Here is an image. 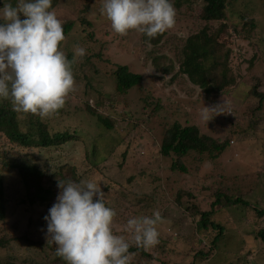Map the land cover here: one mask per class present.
I'll return each mask as SVG.
<instances>
[{"label":"rangeland","instance_id":"rangeland-1","mask_svg":"<svg viewBox=\"0 0 264 264\" xmlns=\"http://www.w3.org/2000/svg\"><path fill=\"white\" fill-rule=\"evenodd\" d=\"M4 2H9V0H0V8L3 7ZM10 2L15 5L17 0H10ZM54 2L56 4L54 10L58 18L63 21V25L68 22L74 23L73 30L66 35V41L61 45L62 50L69 60L73 59L75 45L85 48L86 54L83 58H77L73 65L77 90L71 94L63 111L54 117L47 118L46 121L57 131L67 129L74 132L76 137L79 136L80 141L73 139L61 147H52L44 151L36 150L35 155L42 158L40 160L44 166L42 169L50 175L51 179L56 177V174L55 176L52 174L54 170L51 165L56 166L61 162L77 167L78 175L91 176L95 173L91 171L84 174L86 169L94 170L89 164L94 147L93 142L97 140L101 142L98 150L101 149L104 156L106 155L104 145L108 143L105 139L106 131L103 132V136H98V117L92 115L91 111L86 108L84 103L88 102L92 108L97 109L99 114L114 119L120 130L119 133L126 135L123 145L114 151L108 148L112 150V153H107L108 156H105L107 161L104 167L110 169L108 172L111 174L116 173L114 177L107 172L109 177L115 178L114 189L118 190L125 180L126 183L123 185H128L132 191L130 198H120L116 193L106 198L109 199V205H112L111 207L117 212L115 230L135 245L126 231L127 221L135 216H151L152 213L149 210L165 211L162 214L165 222L158 225L160 243L149 249L154 255L153 258L148 259L137 253L134 261L137 260V264H161L167 255L165 250L170 251L168 255L171 264L177 259L188 261L190 257L184 254L191 246L190 237L193 239L195 235L189 226L193 217L189 212L178 208L173 200L179 190L192 191V185L189 183L191 178L194 179V171L199 173V177L209 178L211 185L218 187L226 183L234 188L232 189L234 192L246 195L257 191L258 197L262 198L264 190L262 191V188L258 190L257 185L260 180L258 173L264 170V132L257 130L252 133L246 119L244 120L239 113H245L253 101V96L250 100V95H246L251 86L264 92V1L229 0L226 17L221 21L208 24L210 33H220L218 40L230 47L228 48L231 50L229 67L238 80V85L234 90L230 89L218 96L205 94L199 87L182 77L174 80L171 76H159L161 73L149 57L150 48L142 41V34L135 31H130L124 37L116 34L111 28L110 21L101 13L103 0H54ZM250 4L254 6L255 14H248L244 20L241 19L240 16L249 9ZM203 6V0H186L181 8H175L177 12L175 27L167 31L168 35L158 47L160 54H164L169 59L168 63L171 60L178 65L180 51L186 39L207 26L200 16ZM250 18L255 19L256 28L250 26ZM83 19L91 22V25H83L85 21ZM223 25L226 27L223 28ZM98 54L101 56L99 57ZM88 58L93 66L86 72L84 69L87 68ZM121 63L128 65L133 72L142 74L144 79L142 84L135 86L127 93L118 94L113 72ZM223 99L228 102V110L231 114L218 115L208 124L203 122L200 118V111L204 105L210 107L223 102ZM99 101L103 103L101 107L97 105ZM82 108L84 113L77 115L78 109ZM155 116L158 118L153 123L152 118ZM173 120L180 121L184 125L195 124L203 133L213 134L222 140L232 137L235 143L230 144L219 159L208 157L203 159L200 155L194 154L195 161L189 165L192 167L189 175L169 170V164L160 171L162 168L158 155L160 147L159 144H153L151 134H156L158 143H161L165 130L164 124ZM132 121H136L135 124L128 125ZM149 128L150 131H148ZM233 130L240 133L247 131L246 139L242 140L239 135L232 136ZM114 135L115 132L112 133V136ZM128 142H131L130 148L126 145ZM12 147L13 145L7 148ZM126 149H128V156L125 158L127 162L122 169L118 165L123 163V152ZM3 151L4 148L0 141V163ZM166 162L171 163L169 160L164 161ZM197 164H200L199 171L196 168ZM148 166L152 169L150 173L147 172L145 175L140 173L142 170L149 171ZM222 174L223 177H220ZM130 175H133L135 180L127 183V176L130 177ZM155 177H157L156 180H154ZM24 184V181L17 183L15 178H10L11 196L17 199L33 198L39 195L38 187ZM55 187L59 188L57 185ZM102 191L104 192L103 188ZM210 193L211 190L200 192L196 194L194 201L197 200L202 206L203 201L210 198ZM141 198L153 202V205L147 209L140 208ZM251 199L255 200V198ZM56 202V198L51 200V207ZM51 207L47 201V203L35 205L28 203L24 207L15 205L10 211V224L19 223L20 234L26 233L30 241H35L37 244L42 241L45 244L40 246L42 249L39 252L38 248L36 252L30 250L28 239L22 242L24 245L20 248L11 246L9 254L12 255L10 258L13 261L18 255L23 259H28L26 263L20 260V264H66L56 259L54 252L56 247L48 243L47 221L44 217L49 214ZM167 211H170L169 215H166ZM248 214L249 217L255 218L253 210H250ZM240 216L243 220L244 216ZM256 229L254 224L248 227V230ZM242 239H244L245 246H255L251 234L242 238L238 229L231 230L227 243L230 246H239ZM175 251L179 252L180 256L174 255ZM225 256V252L221 251L212 264L226 262L224 261ZM255 258L257 260L251 264L264 262L260 253L256 254Z\"/></svg>","mask_w":264,"mask_h":264},{"label":"trees","instance_id":"trees-1","mask_svg":"<svg viewBox=\"0 0 264 264\" xmlns=\"http://www.w3.org/2000/svg\"><path fill=\"white\" fill-rule=\"evenodd\" d=\"M185 1L186 0H172V3L175 8L178 9L181 8ZM203 1L204 6L200 16L203 21L206 22L207 26L186 39L185 45L182 51H180L178 65L171 60L170 63H168L169 59L164 54L161 55L158 51L161 42L168 35L167 31L158 35L156 38H148L145 34H142V41L150 48L148 54L152 59L153 65L161 73L159 76H171L174 80L182 77L194 86L199 87L205 94L218 96L230 89L231 91L234 90L238 85V80L229 67L231 50L228 48L230 47L218 40L220 33H210L208 27L210 22L221 21L226 17L229 0ZM52 4L53 8H55L56 4L54 0H52ZM248 8L249 9L240 16L241 19L244 20V17L248 14H255V8L252 4H250ZM83 20H85L82 23L83 25H91V22L86 19ZM249 24L252 28H256V21L254 18L249 19ZM73 26V22H68L63 25L65 36L73 30ZM224 27H226V25H223V28ZM98 56L100 57L101 54H98ZM86 64L87 68L84 70L87 72L88 68L92 67L93 64L89 58ZM117 66V69L113 72V77L115 76L118 94L127 93L135 86L143 83L144 78L142 74L133 72L129 66L124 63ZM177 67H179V69H177ZM96 70L98 71V69ZM246 95H250V100L253 96V101H251L247 111L245 113L241 112L239 115H241L244 120L246 119V123L252 133L257 130L264 132V92L251 86ZM102 104L103 103L99 101L97 105L101 107ZM84 105L91 111L92 115H97L98 117V136H103V132L106 131L105 139L108 144L104 145V152L108 156L107 153H112V150H108V148H112L114 151L119 146L123 145L126 135H124V133H119L120 130L114 119L99 114L97 109L92 108L88 102L84 103ZM63 109L59 112H62ZM87 109H85V111ZM79 113L83 114L84 109H78L76 114L78 115ZM157 118L158 116L152 118V122L154 123ZM229 119H231V117ZM134 122H129L128 125ZM148 122H150V119H148ZM230 122H232V120ZM164 128L165 130L160 141L161 143H158L156 134H151L153 144H159L160 147L158 154L160 157V166L162 167L160 171L169 164V170L189 175V173L192 172V167L189 165H192V161H195L194 154L200 155V158L203 159L204 157L219 159L230 144H232V141H234L232 137H227L222 140L219 137H215L213 134L203 133L195 124L184 125L176 120L166 122ZM150 130L149 128L148 131ZM114 132L115 135L112 136ZM233 133L232 136L236 137L239 135L242 140L246 139L245 135H247V131L240 133L237 130H233ZM73 139L79 140V136L76 137L74 132L67 129L57 131L49 125L46 119H41L31 114L18 113L13 110L10 101L0 100V141L4 148L0 163V264H17L20 260L23 263L28 262V259H23L18 255L16 257L13 256L16 258L14 261L10 258V256H12L9 254L11 246L20 248V246L24 245L22 242L29 238L26 233H19V223L10 224V211L14 209L15 205L24 207L28 203L35 205L44 204L47 203V201H49V206L51 207L50 201L57 198V193L61 190L55 187V185H58L59 180L64 182L69 180L74 182L88 180L98 182L101 184V189H104L105 202L109 207L112 205H109V199L106 198L110 197L113 193L118 194L120 198L131 197L130 194L132 191H130L128 185H123L126 183L125 180L118 190L114 189L115 183L113 181L115 178L109 177L107 174V172L110 171V169L104 167L107 157H105L106 155H102L101 149L98 150V145L101 144L98 140L93 142L94 147L89 158V164L94 170H84L85 175L91 171L95 172L93 175H78L77 167L61 162L56 166L51 165L54 170L52 174L54 176L56 174V177H52L51 179L50 175L42 169L44 167L40 163L42 158L35 155L36 150L44 151L50 150L52 147H61ZM130 143L131 142L126 143L128 148L131 146ZM233 143H235V141ZM11 145H13L11 148L12 150L7 148ZM23 152L26 153L23 154ZM127 156L128 149L123 152L124 160L118 167L124 168L127 162V159H125ZM167 160L171 163H164V161ZM196 168H198L197 170L199 171L200 164H197ZM151 171L152 169L150 168L149 171L142 170L140 173L145 175L147 172L150 173ZM111 175L115 177L116 173ZM258 175L260 176V180L257 187L258 190L262 188L263 191L264 170L260 171ZM193 176L194 179L191 178L189 183V185H192V191H185V189L179 190L173 200L178 208L189 212L193 217L191 220L193 224L190 223L189 226L195 235L193 239L190 237L191 246L184 254L190 257V259H188V261H179L177 259L175 262L173 261V264H212L221 251H224L226 255L224 260L226 262H222V264H251L257 260L255 256L258 253L262 255L264 261V191L261 195L262 198L258 197L257 191H252L246 195L240 194L239 192H234L232 190L234 188L228 186L229 184L222 183V185L217 187V185H211L209 183L211 180L209 178L207 179L205 175H203L205 177H199V173L194 171ZM47 177L49 179H47ZM220 177H223V174L220 175ZM10 178H15L17 183H22L24 181V185L38 187L39 195L33 198L21 197L16 199L12 197L9 186ZM26 178L29 179L27 180ZM156 178L157 177H155L154 180H156ZM133 180H135L133 175H130V177L127 176V183ZM208 190H211V193L210 198L203 201L205 206H203V204L201 206L197 200L194 201L196 194ZM251 198H255V200ZM139 203H142L140 208L144 209L150 208L153 205V202H148L144 198H141ZM250 210L254 211L255 218L249 217L248 213ZM149 212L153 213V211L150 210ZM164 212L165 211H162L161 214ZM169 214L170 211H167L166 215ZM240 215L244 216L243 220H241ZM251 224H254L257 229L248 230ZM232 229H238L241 232L242 238L251 234V237H253L255 241V246H245L244 239L240 240L239 246H230L227 243V238ZM116 234L121 235L117 231ZM41 245L45 244L42 243V241L37 244L35 241H30L28 239V247L31 248V251L35 250L36 252L37 248L38 252L41 251ZM54 250L56 256V249ZM129 251L134 253L131 264H137V260L134 261L137 253L142 254L143 257L148 259H152L154 256L150 250H145L134 244H132ZM165 252L167 255H165V259H163L164 262L161 264H171L168 255L170 251L165 250ZM173 254L180 256V253L176 251L173 252ZM56 259H60L66 263V261L58 256H56ZM259 263L264 264V262L261 261Z\"/></svg>","mask_w":264,"mask_h":264},{"label":"clouds","instance_id":"clouds-1","mask_svg":"<svg viewBox=\"0 0 264 264\" xmlns=\"http://www.w3.org/2000/svg\"><path fill=\"white\" fill-rule=\"evenodd\" d=\"M101 13L119 36L135 31L148 38L173 29L177 15L172 0H103ZM0 21V100L10 101L18 113L54 117L77 90L73 65L85 56V48L75 45L73 59H68L61 48L66 41L63 21L52 0L4 2ZM228 107L224 99L204 105L200 118L208 124L218 115L231 114ZM57 186V202L44 217L56 256L66 264H131L132 243L116 234L117 212L106 205L101 185L59 180ZM164 222L155 210L151 216L130 218L126 231L131 242L149 250L160 243L158 225Z\"/></svg>","mask_w":264,"mask_h":264}]
</instances>
